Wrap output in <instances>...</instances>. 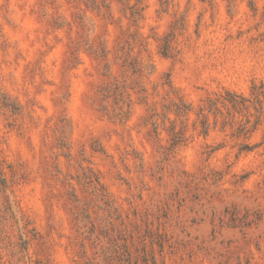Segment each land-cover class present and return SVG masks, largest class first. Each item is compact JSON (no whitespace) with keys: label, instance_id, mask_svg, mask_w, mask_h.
I'll list each match as a JSON object with an SVG mask.
<instances>
[{"label":"rangeland","instance_id":"374dc122","mask_svg":"<svg viewBox=\"0 0 264 264\" xmlns=\"http://www.w3.org/2000/svg\"><path fill=\"white\" fill-rule=\"evenodd\" d=\"M0 264H264V0H0Z\"/></svg>","mask_w":264,"mask_h":264}]
</instances>
